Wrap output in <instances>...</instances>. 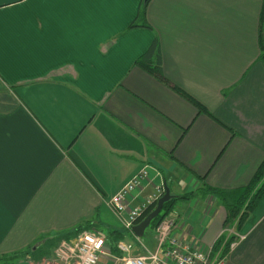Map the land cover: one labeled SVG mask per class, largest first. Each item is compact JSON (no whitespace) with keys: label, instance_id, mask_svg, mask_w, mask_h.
<instances>
[{"label":"crops","instance_id":"obj_1","mask_svg":"<svg viewBox=\"0 0 264 264\" xmlns=\"http://www.w3.org/2000/svg\"><path fill=\"white\" fill-rule=\"evenodd\" d=\"M141 1L0 0V254L73 238L88 222L120 230L142 255L158 246L155 228L145 242L123 234L109 202L144 166L129 207L165 183L173 196L210 187L234 198L256 172L264 0H151L152 29L129 28ZM156 36L170 84L134 66ZM168 217L204 250L239 234L225 264H264V197L239 232L213 193L175 201ZM109 243L99 264H117ZM52 254L13 264H51Z\"/></svg>","mask_w":264,"mask_h":264},{"label":"built area","instance_id":"obj_2","mask_svg":"<svg viewBox=\"0 0 264 264\" xmlns=\"http://www.w3.org/2000/svg\"><path fill=\"white\" fill-rule=\"evenodd\" d=\"M149 167L144 166L122 189L110 200L115 215L121 220L126 232L132 234L140 241L133 230L138 224L139 217L153 201H158L162 196L165 186H158L153 193L137 206H128L130 195L149 177ZM175 220L165 218L155 228L158 246L156 250L145 248L142 255H134L135 243L123 239L117 243L119 255L117 264H225L228 254L223 255L224 245L215 253L214 246L204 250L192 246L174 234ZM235 235V233L229 234ZM237 238L229 245V253L236 247L241 238ZM108 235L102 230H82L75 237L61 241L54 250L56 264H99L103 255L107 254L105 246Z\"/></svg>","mask_w":264,"mask_h":264},{"label":"trees","instance_id":"obj_3","mask_svg":"<svg viewBox=\"0 0 264 264\" xmlns=\"http://www.w3.org/2000/svg\"><path fill=\"white\" fill-rule=\"evenodd\" d=\"M150 1L151 0L141 1L139 13L136 19L130 24L129 28L148 27L152 29V25L148 19V14H147ZM259 44L261 48V55L259 59L264 62V2H263V8H262L261 20H260ZM136 65L142 70L146 71L147 73L161 79L162 81L167 82L169 84L171 83L163 73V56H162L161 44L158 36L155 37L149 49L136 60L134 66ZM174 88L184 97H186L188 100L192 101L199 108L200 111H205L206 113L210 114V112L203 104H201L198 100H196L186 91L175 85ZM201 192L213 193L223 201L224 206L226 207L227 210L226 221L227 223L234 225L236 231L238 232L241 229V227L244 225L248 216L257 208V206L260 204L261 200L264 197V157L260 162L259 166L257 167V170L254 173L249 184L244 188H242L240 192H238L237 197L234 198L232 197L233 192L226 190H219L218 188H210V187H207L196 193L191 192L181 196H173L168 202L165 203L162 212L159 214L158 217H156L152 221L150 226L155 227L166 217H168L170 212H172L175 201L179 199L191 198ZM164 193L165 190L163 191L162 196ZM156 205H157V201H153L144 211V214L139 217L138 222L140 223L150 212H152L156 208ZM87 223L88 222H85L84 224L79 225L73 232L77 234L79 231L84 230L85 227L87 226ZM125 232L126 230L124 229L123 234H125ZM107 235H108V240L110 241L109 243L110 250L113 251L114 253L115 252L119 253V249L117 248V243L121 239L120 237H122V232L120 230H113V231H109ZM70 237L71 235L67 237V234H65L61 237L47 239V241L50 240V242L48 246H45L44 248L33 249V247H29L26 250H22L12 254H6V255L0 254V264H12L14 261H23L27 259L29 256H33V255L35 256L40 255L41 258L42 257L48 258L51 255H53L52 253H54L53 246L55 245V243L53 241L56 240L58 242L59 241L61 242L63 240H69ZM236 238H237L236 235H231V237L227 241H224L223 239H219L217 243L214 245L215 253L216 252L218 253L221 250L222 245L225 244L223 255L228 254L229 245Z\"/></svg>","mask_w":264,"mask_h":264},{"label":"water","instance_id":"obj_4","mask_svg":"<svg viewBox=\"0 0 264 264\" xmlns=\"http://www.w3.org/2000/svg\"><path fill=\"white\" fill-rule=\"evenodd\" d=\"M173 197L171 190L167 183H165V193L161 196L158 201L156 208L150 212L140 223L133 227L135 234L139 237L143 236L146 229L150 227L152 221L159 216L162 212L164 205Z\"/></svg>","mask_w":264,"mask_h":264},{"label":"rangeland","instance_id":"obj_5","mask_svg":"<svg viewBox=\"0 0 264 264\" xmlns=\"http://www.w3.org/2000/svg\"><path fill=\"white\" fill-rule=\"evenodd\" d=\"M219 199V198H218ZM168 218H170V217H168ZM170 219H173V218H170ZM174 220V219H173ZM156 227V226H155ZM152 227L150 226L149 228H147V230H146V232H145V234L143 235V236H141V239H142V241H146L147 240V237L149 236V234L151 233V229ZM227 233H230V234H232V233H235V232H232V231H230V230H227L226 231ZM239 232V231H238ZM48 237V236H47ZM230 237H231V235H230ZM229 237V238H230ZM47 239L48 238H46V237H44L42 240H41V243H39L37 246H38V248H44L45 246H48V244H49V242H50V240L48 241V242H46L47 241ZM44 260H46V258L44 259ZM14 263V262H13ZM12 263V264H13ZM51 264H55V260H53V262L51 263Z\"/></svg>","mask_w":264,"mask_h":264}]
</instances>
